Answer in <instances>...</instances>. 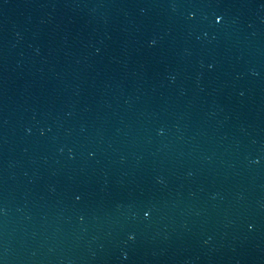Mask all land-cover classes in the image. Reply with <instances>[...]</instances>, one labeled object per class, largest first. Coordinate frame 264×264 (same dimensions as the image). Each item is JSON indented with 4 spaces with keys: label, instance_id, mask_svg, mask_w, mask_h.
Masks as SVG:
<instances>
[{
    "label": "water",
    "instance_id": "95a60500",
    "mask_svg": "<svg viewBox=\"0 0 264 264\" xmlns=\"http://www.w3.org/2000/svg\"><path fill=\"white\" fill-rule=\"evenodd\" d=\"M0 264H264V0H0Z\"/></svg>",
    "mask_w": 264,
    "mask_h": 264
}]
</instances>
